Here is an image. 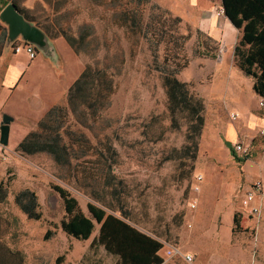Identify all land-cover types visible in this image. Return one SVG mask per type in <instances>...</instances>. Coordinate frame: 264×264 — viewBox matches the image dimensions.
I'll return each instance as SVG.
<instances>
[{
	"label": "rangeland",
	"instance_id": "374dc122",
	"mask_svg": "<svg viewBox=\"0 0 264 264\" xmlns=\"http://www.w3.org/2000/svg\"><path fill=\"white\" fill-rule=\"evenodd\" d=\"M18 3L38 26H49L53 39L77 40L80 66L107 67L114 92L109 106L95 116L83 109L78 118L67 108V98L58 102L67 110L60 131L72 149L67 165L46 152L18 151L15 139L22 122L14 118L9 143L0 146V181L9 182L7 197L0 202V244L19 254L11 255L10 262L117 264L119 257L95 241L101 224L95 222V231L84 240L62 231L61 221L69 214L53 187L57 185L76 198L78 208L88 215V202L119 216L126 211L131 224L163 243L162 264H264V207L259 218L251 216L244 200L245 189L264 177V123L250 120L251 113L264 118V106L262 98L250 92V76L242 83L246 93L238 100L242 107L237 110L227 104V71H242L234 49L227 48L222 36L215 37L208 27L214 9L202 5L188 10L187 5L168 0H150L141 6L144 20L151 23L149 34L156 27L165 31L155 55L140 34L120 25V11L127 7V0ZM2 4L0 0V8ZM173 17L181 22L175 24ZM196 51L210 55L195 56ZM186 59L177 77L205 105V122L196 139L189 136L188 112L173 116L168 109L166 88L156 68L172 69ZM5 113L0 106V122ZM174 118L179 126L172 123ZM38 122H30L29 130H37ZM230 127L235 128L234 136L229 134ZM227 141L232 146L236 142L250 146L244 162L232 156ZM109 147L116 150L114 155ZM109 176L112 183L106 184ZM24 189L36 193L40 218H29L16 204V195ZM167 247L179 248L194 261L189 263L182 255L168 257Z\"/></svg>",
	"mask_w": 264,
	"mask_h": 264
},
{
	"label": "trees",
	"instance_id": "16d2710c",
	"mask_svg": "<svg viewBox=\"0 0 264 264\" xmlns=\"http://www.w3.org/2000/svg\"><path fill=\"white\" fill-rule=\"evenodd\" d=\"M11 1L30 21H35L19 7L18 0H3L0 10ZM95 3L98 4L97 1ZM149 3L150 0H127V7L120 11V15L123 17L120 25L133 34H140L145 41L149 42L155 52L165 40V31L156 27V30L149 34L151 23L144 20L140 11L141 6H146ZM222 5L224 15L241 33L234 47L236 65L246 76L253 78V92L264 99V0H222ZM152 7L159 8L156 4H153ZM172 20L175 24L181 22L180 17H173ZM42 28L53 38L49 26H42ZM197 32L201 31L198 29ZM65 39L79 54L77 40L69 36ZM2 48L3 45L0 44V53ZM203 54L208 56L210 52L196 51L194 53L195 56ZM187 63L188 59L183 63L176 62L172 69L157 66L156 68L161 72L163 85L166 88L168 109L173 116L179 112H188L191 117L189 136L196 139L201 134L205 122V105L202 97L190 92L188 83L177 77V74ZM113 87L114 81L112 75L108 73L107 67H98L88 63L84 71L67 90V108L78 118L82 116L85 109L95 116L99 111L109 106L111 95L114 92ZM66 112V108L59 103L51 107L44 118L38 122L39 128L26 134L18 144L17 150L27 155L46 152L51 154L59 164H69L72 149L69 144L63 142L60 135ZM172 123L179 126L176 118ZM226 144L237 161L244 162L246 160V157L237 156L230 143ZM108 150L110 155H114L116 152L112 147H109ZM112 180L113 176H109L108 179L106 178V184H111ZM8 186V181H0V202L7 197ZM53 187L60 194L69 214L67 219L61 221L63 232L79 240L89 239L95 231V222H97L101 224V227L95 241L104 245L107 252L119 257L117 264H162L164 262V258L159 255V250L164 246L163 243L131 224L126 219L128 216L126 211H122V216H119L108 213L105 208L88 202L90 213L88 215L78 208L76 198L71 196L66 189L57 185ZM37 198L34 191L24 189L16 195L15 202L29 218L38 219L42 213L38 210ZM234 222L236 223V219ZM49 234L48 231L46 237ZM11 255L16 257L19 254L11 252L4 244H0V264H13L10 262ZM60 260L61 257L58 261Z\"/></svg>",
	"mask_w": 264,
	"mask_h": 264
},
{
	"label": "crops",
	"instance_id": "0c3cea01",
	"mask_svg": "<svg viewBox=\"0 0 264 264\" xmlns=\"http://www.w3.org/2000/svg\"><path fill=\"white\" fill-rule=\"evenodd\" d=\"M168 1H176L179 6L186 7L185 5H187L188 10H194L198 7H201L202 5L206 7L211 6V8L214 9L209 18L208 27H211V33H213L215 37L220 38L222 36L226 47L234 49L241 33L238 28H236L235 25L230 21V19L226 17L224 13H221V10H224L222 0H219V2L215 3V5L207 2L206 0ZM5 37H7V29L5 26L1 25L0 44L3 46ZM53 42L55 43L60 53L59 55L63 61V75L59 74L56 67L49 60L45 59L38 49V53L34 59H31L28 55V52L25 50L15 53L12 49L8 52H5L2 48V52L0 53V106H2L8 112L5 114L12 116L13 121L14 118H18V120L20 119L22 122L20 124V136L15 139L17 144L20 143L26 134L31 132L29 130V126L31 125L30 122L34 120L40 121L41 118H44L51 107L56 105L58 102L60 103L66 98L69 86H71L73 82L77 80L79 75L85 69L83 64L80 66V62L82 61L77 56L76 51H74V49L65 39L63 40L61 38H55L53 39ZM68 61H77V64L74 63L73 65H70ZM248 77L249 76H246L243 72L227 71V104L231 107H236L237 110L242 107L238 101L240 96L243 95L246 97L242 83H244V79H249ZM249 83L250 92L259 98V96L253 92L252 78ZM247 96L249 98L251 94L248 92ZM230 99H236L237 101H231ZM250 120L252 123L260 121L264 123V118L260 119L252 113ZM229 134L230 136H234L235 128L231 129L230 127ZM227 143L230 142L227 141ZM259 176L262 177V174ZM262 178L264 181V177ZM251 184L249 186H251ZM259 202L262 205L263 210L264 199H259Z\"/></svg>",
	"mask_w": 264,
	"mask_h": 264
},
{
	"label": "water",
	"instance_id": "95a60500",
	"mask_svg": "<svg viewBox=\"0 0 264 264\" xmlns=\"http://www.w3.org/2000/svg\"><path fill=\"white\" fill-rule=\"evenodd\" d=\"M0 24L7 29V37H5L3 46L5 52L11 50L17 42L29 43L56 67L60 75H63V61L53 38L41 26L30 21L21 13L14 2H9L0 11ZM12 121L11 115L4 114L0 122V142L4 146L9 143L10 123Z\"/></svg>",
	"mask_w": 264,
	"mask_h": 264
},
{
	"label": "built area",
	"instance_id": "2783aa9c",
	"mask_svg": "<svg viewBox=\"0 0 264 264\" xmlns=\"http://www.w3.org/2000/svg\"><path fill=\"white\" fill-rule=\"evenodd\" d=\"M221 13L223 14L224 12L221 10ZM12 50L15 53L25 50L26 52H28V55L31 59H34L38 53L37 49L33 45H29V43L25 42L15 43L12 47ZM261 105L264 106V99L261 100ZM231 118L237 120L238 116L236 115V113H232ZM262 132L264 133V130H262ZM0 146L4 147L1 142ZM233 148L236 154L240 157H245L250 153V146L244 144L243 142H237L236 144L234 143ZM198 180H202V176H199ZM194 190L198 192L200 190L199 185L195 186ZM259 199H264V181L262 179H257L256 181H254L251 186L245 189L244 192L245 206L251 216L260 217L261 215L262 205L260 204ZM191 207L195 208L196 204L192 203ZM165 254L168 257L182 255L184 260L189 263H192L194 261L193 257L190 254H184L179 250V248L176 247H167V249L165 250Z\"/></svg>",
	"mask_w": 264,
	"mask_h": 264
}]
</instances>
